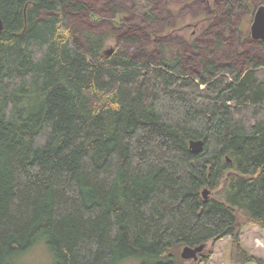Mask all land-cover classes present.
<instances>
[{
  "label": "trees",
  "instance_id": "trees-1",
  "mask_svg": "<svg viewBox=\"0 0 264 264\" xmlns=\"http://www.w3.org/2000/svg\"><path fill=\"white\" fill-rule=\"evenodd\" d=\"M85 9L0 0V264L41 242L50 264H182L181 248L225 237L235 264H264L239 243L264 230V43L244 70L200 56L188 73L118 43L106 55L112 34L81 42L69 24Z\"/></svg>",
  "mask_w": 264,
  "mask_h": 264
},
{
  "label": "rangeland",
  "instance_id": "rangeland-1",
  "mask_svg": "<svg viewBox=\"0 0 264 264\" xmlns=\"http://www.w3.org/2000/svg\"><path fill=\"white\" fill-rule=\"evenodd\" d=\"M75 1L86 5L85 10L71 14L69 25L76 38L83 42V32L112 34L105 52L118 43L134 58L154 61L180 58L182 68L188 73L198 69L200 56L216 65L230 64L240 70L246 68L248 56L262 58L259 42L250 37V28L264 0H243L245 8L236 6L231 13L228 0H153L151 10L157 18L153 22L138 13L133 0ZM41 243L15 264H50V253L45 243ZM239 243L249 256L264 262V230L257 226L242 228ZM202 251L204 256L209 254L208 261L198 260L197 264H235L230 237L209 242ZM191 262L182 260V264ZM122 264L138 262L129 260Z\"/></svg>",
  "mask_w": 264,
  "mask_h": 264
},
{
  "label": "water",
  "instance_id": "water-1",
  "mask_svg": "<svg viewBox=\"0 0 264 264\" xmlns=\"http://www.w3.org/2000/svg\"><path fill=\"white\" fill-rule=\"evenodd\" d=\"M3 29L4 25L0 17V34L3 32ZM250 37L253 41H260L264 43V6L259 7L254 14V19L250 28ZM112 52L113 49H110L109 51H106L105 54L109 56L112 54ZM188 146L191 153L196 154L201 152L203 148V142L201 140H190ZM208 196V189H204L202 191L203 199L207 200ZM204 247V245L196 248L184 247L181 250L180 257L183 260H192L195 262L198 260V257Z\"/></svg>",
  "mask_w": 264,
  "mask_h": 264
},
{
  "label": "bare ground",
  "instance_id": "bare-ground-1",
  "mask_svg": "<svg viewBox=\"0 0 264 264\" xmlns=\"http://www.w3.org/2000/svg\"><path fill=\"white\" fill-rule=\"evenodd\" d=\"M191 152V151H190ZM227 160V159H226ZM203 198V197H202Z\"/></svg>",
  "mask_w": 264,
  "mask_h": 264
}]
</instances>
